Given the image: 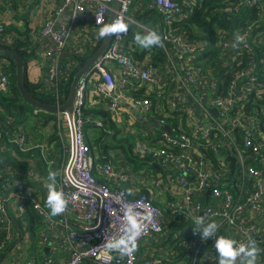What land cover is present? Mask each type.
<instances>
[{"label":"built area","instance_id":"1","mask_svg":"<svg viewBox=\"0 0 264 264\" xmlns=\"http://www.w3.org/2000/svg\"><path fill=\"white\" fill-rule=\"evenodd\" d=\"M114 2L62 0L51 15L41 17L39 36L49 42L39 53L42 93L56 89L59 79L75 67L73 62L63 65L67 48L77 56L98 48L103 39L100 29L107 25ZM203 2L148 0L144 5L161 27L158 34L165 61L155 66L133 58L126 48V39L154 30L132 17L141 7L139 0H121L115 23L126 24L127 32L112 33L107 49L79 82L72 124L66 114H57L66 162L56 189L67 201L64 213L81 226L67 232L66 264H171L170 255L139 260L138 248L146 239L165 234L168 220L175 219L183 220L195 234L208 224L223 228L231 236L233 249H245L232 264H248L253 257L246 253L253 248L254 264H264V0H224L219 11H245L252 18L234 29H217L214 45L175 27L192 18ZM8 11V5L0 0V43L4 44L14 40L12 33H5ZM58 16L63 17L56 24ZM238 34L244 42L237 41ZM8 65L0 59V94L12 89ZM89 96L96 97L95 103L107 112L108 119L85 116ZM55 99L54 105L62 104L58 96ZM107 122L119 132L106 128ZM87 123L96 132L116 138L119 133L134 136V151L148 157L149 165L157 170L134 172L121 148L122 157L107 153L105 160L98 158L86 140ZM25 133L26 129L14 137V143L25 146ZM227 153H232L239 165L234 190L226 185ZM141 186L145 193L140 192ZM12 197L16 218L24 213L26 202L33 204L45 226V243L56 222L35 198L22 192ZM129 210L140 225L136 249L130 254L119 248L108 250L106 245L126 236ZM12 225L0 196V253L13 239ZM176 239L174 235V243ZM206 239L191 236L187 247L198 243L200 247ZM199 254L197 248L191 264H196ZM57 257L52 253L44 264H54ZM221 259L212 248L204 262L220 264ZM22 264L33 261L27 259Z\"/></svg>","mask_w":264,"mask_h":264},{"label":"trees","instance_id":"2","mask_svg":"<svg viewBox=\"0 0 264 264\" xmlns=\"http://www.w3.org/2000/svg\"><path fill=\"white\" fill-rule=\"evenodd\" d=\"M141 2V7L137 8L132 14V17L135 20L140 21L141 23L147 25L149 28L153 29L157 33L161 32V27L157 26L155 21L156 15L153 12H148L144 9V5L148 2V0H139ZM224 0H204L202 5L196 9V12L192 16V18L184 20L178 23L175 27L181 28L183 30L191 33V37L193 39H201L206 40L209 39L214 45L218 39L217 29H234L236 27L242 26L246 23L249 18H252V14L249 15L245 11L240 13H227L219 11L218 9H222V2ZM155 22V25L154 24ZM195 30L198 32L195 33ZM10 31H14L13 34L14 40L9 44L0 43V47L11 49L18 54L21 55L26 67L27 63L35 58L36 50H37V42L36 40L33 42L31 40L30 34L28 30H19L16 27H10L9 30L6 28V34ZM136 35L131 36L126 39L125 45L128 51L131 53L133 58L141 60L140 56L136 51L133 50L131 43L134 42ZM149 50L153 51V54L150 56L151 58L158 59L160 61H165V55L159 46H152L150 48H143L144 52ZM94 50H90L85 56H77L72 53H65L63 57V65L67 66L68 62L75 63V67L71 69V72L63 77H61L57 83L56 89L52 92L48 91L46 93L41 92V84L40 83H29L25 78V86L29 92V94L36 100L41 101L46 104H55L56 96L59 97L60 103H63L65 97L68 94L72 77L76 73L78 69H80L86 60L92 55ZM0 59L7 60L9 62L8 67L6 68L7 74L11 77L12 89L8 94H0V193L3 190L11 189V191H20V187L24 186L29 182V178H31V165H35L39 173L43 176H49V172L55 173V176H58V167H57V159H54L55 155L54 151L63 155V150L60 142V137L58 135L59 127L58 120L55 114L36 112L35 115L32 116L28 112L26 105L20 97V94L16 88L15 84V65L12 60L9 58L0 56ZM30 107V106H29ZM33 111H36L31 107ZM29 113L26 119V115ZM42 114L44 116L43 123L41 122V127L39 123L36 125L32 124L29 120L30 118L37 117ZM85 116L89 119H93L94 117L101 119H108V114L100 107H90L85 110ZM29 117V118H28ZM57 120V122L55 121ZM53 121L50 126V135L48 136V145L46 147H53L55 145L54 150L46 152L45 155L40 153L39 148L28 149L26 146H18L14 143L13 138L20 135L21 131L26 129L27 132L41 131L43 128L48 126V122ZM57 124V125H56ZM106 128L114 129L113 125L107 122ZM40 133V132H39ZM36 135V133H35ZM34 135V138H35ZM85 135L86 140L90 144L91 149L95 150L94 147L100 151V158L103 156H107L109 145L112 143L113 138L117 139L115 136H109L103 132H96L93 129V126L89 123L85 125ZM36 136H40L39 134ZM27 135L25 133V142H27ZM96 139V141L94 140ZM40 140V139H39ZM117 144L123 150L125 155V160L132 164L134 172H139L141 170H151L155 172L157 170L154 166L149 165L148 157H140L138 153L134 151V139L130 136H125L123 139H117ZM229 166H228V177L226 179V185H228L229 189L234 190V186L236 180L239 176V165L237 159L232 153H227ZM51 162V165L48 166V163ZM230 184V185H229ZM126 187V186H125ZM127 188V187H126ZM141 193H145L144 188L141 189ZM1 196V195H0ZM17 225L24 230L23 224H27V229L31 228V232L29 231L28 237L30 236V244L32 249L36 248V243H38V236H36V230L43 227L45 228L41 217L35 211L33 204L31 202L25 203V210L21 217L15 219ZM171 223V222H169ZM186 223L183 220L175 219L172 221L171 225L167 227L171 232L170 235H176V247L177 243H184L185 240L189 238V236H194L196 238H207L199 247L198 245L193 246L192 248L187 247V245L183 244V247H175L174 253H177L180 259L184 258L185 264H191L192 257L199 248V260L196 264H214V263H205L204 260L206 258V254L212 248H215L216 255L219 254L217 250V243L219 240L224 239V235L227 234L225 230H213L211 228L210 234L205 235L206 232L209 231L210 226L213 224H208L202 226L198 233H194L192 228H189L185 231L182 229ZM173 235V236H174ZM169 237L171 240L172 237ZM1 239V236H0ZM225 240V239H224ZM169 241V240H167ZM173 241V240H172ZM175 242V240L173 241ZM171 242V243H173ZM13 244L9 243L5 247V250L9 248ZM174 244V243H173ZM202 247V248H201ZM168 260V259H167ZM170 261V260H169ZM85 263L89 264L88 261ZM171 264H175V261H171Z\"/></svg>","mask_w":264,"mask_h":264},{"label":"crops","instance_id":"3","mask_svg":"<svg viewBox=\"0 0 264 264\" xmlns=\"http://www.w3.org/2000/svg\"><path fill=\"white\" fill-rule=\"evenodd\" d=\"M4 3L8 5L9 11L8 14L6 15L5 18V26L9 30L10 27H16L19 30H28L31 40L34 42L36 40L37 42V50L35 54V58L30 60L27 63L26 67V80L29 83L36 84L40 80L41 76L43 75V70L41 66V51L43 44L49 45V42L47 39H41L39 36V30H40V19L42 16H47L51 15L53 11L58 9V6L62 3V0H32V1H22V2H14L11 0H4ZM36 11H41L39 17L37 18L35 13ZM26 15V16H24ZM62 21V17L58 16L56 24ZM155 25V22L153 24ZM24 26V28H23ZM158 26V25H157ZM198 32V31H197ZM8 33H14V31H10ZM15 36V34H13ZM143 37V36H142ZM132 48L134 51L137 52V54L140 56L141 54V60H143L145 63L151 62L152 64L159 65L163 61H160L158 59L151 58L150 56L153 54L152 50H149L147 52L143 51V47H141L136 40H134L133 43H131ZM40 53V54H39ZM65 53H72V50L70 48H67L64 51ZM95 98L93 96H89L87 98V103L91 107H99L98 104L95 103ZM29 113L26 115V119ZM56 118L58 117L57 114ZM29 118V117H28ZM35 118V117H34ZM34 118H30L29 120L31 123L36 125V120ZM50 130V127H47ZM45 129V128H43ZM30 133L31 136L35 135H41L38 131L33 132H27ZM35 135V136H36ZM44 137L38 141H31L28 139L30 142H26V147L30 149L34 148H39L40 153L43 155L46 154V152L54 150L55 145L53 147H46L48 145V136L50 135L49 133L46 132L45 134H42ZM39 137V136H36ZM96 141V139H94ZM45 142V144H43ZM45 145V147L42 146ZM95 152L97 153V157L100 158V151L97 150L96 147H94ZM109 150V149H108ZM55 157L54 159H57V167H58V176H54L52 179H49L47 175H41L39 171L37 170L35 165H31V178H29V182L25 184L24 186L20 187V191H11V189H6L3 190L0 193L2 198L6 202V206L9 212L10 218L13 220V225H12V234H13V239L10 243L13 242L11 246H9L8 249H4L0 253V264H22L24 263L27 259H32L33 264H44V260L46 257H49L52 255V253L56 254L57 260L54 264H66L68 260V255H69V249L66 248V237H67V232L70 229H80L81 226L79 223L75 221L73 217H70L66 215L64 212L61 213L60 215L57 216H52L51 215V209L47 205V195H48V185H52L53 188H56V185L59 181L60 173L62 171V168L64 166V163L66 162V157L58 152L54 151ZM106 157L103 156V160H105ZM51 165V162L48 163V166ZM99 180L104 182V179L102 177H98ZM124 186L130 187L129 184H125ZM145 187L141 186L139 189H143ZM7 191L9 192L7 194ZM15 192H22L27 194L30 198H35L37 201H40L44 209L48 212V214L52 217V219L56 222L55 226L53 227L52 231L49 233L47 241L43 243L42 241V236L44 233L45 228L41 230V228L36 230V236L39 235L38 237V243H36V248L33 250L32 246L30 244V236L28 237L29 231L31 232V228L27 229V224L24 223L23 227L25 233H23V238L20 240V232L19 229L20 227L17 225L15 219L16 218V201L12 197V194ZM7 194V195H6ZM172 221L168 220L167 227L171 225L169 223ZM182 229H185V231L188 229L187 225L185 224ZM166 229V228H165ZM164 229V230H165ZM221 227H215L213 230H219ZM222 230H224L222 228ZM23 231V230H22ZM167 233V231L165 230ZM226 232V231H225ZM165 234L163 235H158L156 237H151L149 239H146L143 241L138 248V257L139 260H147V259H152L153 257H165V256H171L173 261H175V264H185L184 263V258L180 259L179 255L177 253H174V251L177 249L175 243H170L166 241ZM177 238V234H176ZM191 236L187 240H185L184 243L182 244H187L190 241ZM225 240L231 241V236L229 233L224 235ZM20 240V241H19ZM30 240V241H29ZM169 240V239H168ZM19 241V242H18ZM172 244V245H171ZM9 245V244H8ZM173 246V248H172ZM176 247V249H175ZM183 247V246H182ZM181 247V248H182ZM193 247V246H192ZM189 247V248H192ZM202 248V247H201ZM218 250V249H217ZM219 254H217V257H221V253L218 250ZM87 264V263H83Z\"/></svg>","mask_w":264,"mask_h":264},{"label":"clouds","instance_id":"4","mask_svg":"<svg viewBox=\"0 0 264 264\" xmlns=\"http://www.w3.org/2000/svg\"><path fill=\"white\" fill-rule=\"evenodd\" d=\"M114 32H127V25L121 21H117L114 25L102 27L100 29L99 35L103 37L109 33ZM236 39L238 42H244V37L239 34L236 36ZM135 40L143 48H150L152 46L163 47L162 37L156 31H151L148 35L143 37L140 35H136ZM233 47L235 48L236 46L233 45ZM54 176L55 173L49 172V179H52ZM47 205L51 209L52 216H57L63 213L66 210L67 205V201L64 198L63 192L57 191V189L53 188L52 185H48ZM126 219L129 224V227L126 229V236H122L115 243H110L106 245V248L108 250L119 248L121 253L130 254L136 249L135 241L140 231V225L137 224L136 218L131 214L130 210L126 216ZM214 227L215 225H211L209 231L206 232L205 235L210 234L211 228ZM217 249L220 251L222 257L220 264H232V261H234L235 258L240 255L241 252L245 251L243 247L240 250L233 249L232 242L224 239L218 241ZM255 253V248L250 251H247V256L253 257L252 260L248 261V264H254Z\"/></svg>","mask_w":264,"mask_h":264},{"label":"water","instance_id":"5","mask_svg":"<svg viewBox=\"0 0 264 264\" xmlns=\"http://www.w3.org/2000/svg\"><path fill=\"white\" fill-rule=\"evenodd\" d=\"M121 0H115V2L112 5V11L109 14L107 25H114L115 23V12L119 9ZM63 17V16H61ZM112 37V33H109L105 36H103V39L98 46V48L92 53V55L86 60L84 65L76 71L74 76L72 77L70 88L68 91L67 96L65 97L64 102L61 105H51V104H46L41 101H38L34 99L28 92L26 86H25V78H26V65L21 57L20 54L17 52L11 50V49H6L0 47V56L9 58L10 60L13 61L15 65V84L16 88L20 94L21 99L23 102L34 108L37 112H42V113H49V114H60L64 113L68 116L69 122L72 124V113L74 109V102H75V97H76V92H77V87L79 82L83 79L84 75L87 73V71L94 65L96 60L104 53V51L107 49L110 40ZM213 113H215L214 110H212ZM167 131H169V128H165ZM9 192L7 191V194ZM6 194V195H7ZM207 196L209 195V191H207ZM20 240L23 238V231L20 228ZM19 240V241H20ZM18 241V242H19Z\"/></svg>","mask_w":264,"mask_h":264},{"label":"rangeland","instance_id":"6","mask_svg":"<svg viewBox=\"0 0 264 264\" xmlns=\"http://www.w3.org/2000/svg\"><path fill=\"white\" fill-rule=\"evenodd\" d=\"M40 13H41V11H36L35 15H36L37 18L39 17ZM24 16H26V15H24ZM23 28H24V26H23ZM196 32H197V30H195V33H196ZM144 35H147V34H144ZM26 108L28 109V112H29L30 114H32V116L36 114V111H33V110L31 109V107L27 106ZM34 119L36 120V124L39 123V126L41 127V122L43 123L44 116H43L42 114L39 113V115H38L37 117H35ZM55 121L57 122V120H55ZM52 122H53V121H49L47 127H50L51 124H52ZM56 125H57V124H56ZM47 127H45V129H43L42 131H41V129H39L38 132H40V134H41L39 137H36V136H35V138H34L33 135L31 136L30 133H27V136H28L27 138H29V140H31V141H38V139L41 140V139L44 137L42 134H45L46 132L49 133V131H50ZM60 129H61V131H64V129H62V128H60ZM114 130L117 131V133L119 132V128H118V127H114ZM65 133H66V131H65ZM124 137H125V136H122V135L119 133L118 136H117V139H123ZM133 138L135 139L134 136H133ZM117 139H114V138H113L112 143L109 145V147L112 148V150L109 151L108 154L110 153V155H116V153H119V155L122 157V156H123L122 153H121V152H118V151H119V148H121V147L119 146V144H117V141H116ZM27 141H28V139H27ZM28 142H29V141H28ZM29 143H30V142H29ZM43 144H45V142H44ZM43 144H42V146L45 147V145H43ZM110 148H109V149H110ZM166 231H167V233L165 232L164 237H165V239H166V241H167V240L169 239V237H171V236L174 235V233H173V235H170L171 232L169 231V229L166 230ZM168 242L171 243V242H172V239L169 240ZM171 245H172V244H171ZM172 248H173V246H172Z\"/></svg>","mask_w":264,"mask_h":264}]
</instances>
